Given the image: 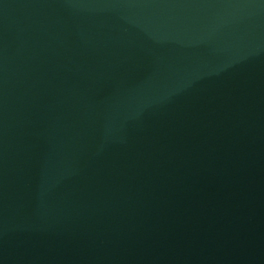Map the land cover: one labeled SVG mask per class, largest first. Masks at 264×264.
Segmentation results:
<instances>
[{"label": "water", "instance_id": "water-1", "mask_svg": "<svg viewBox=\"0 0 264 264\" xmlns=\"http://www.w3.org/2000/svg\"><path fill=\"white\" fill-rule=\"evenodd\" d=\"M264 260V0H0V264Z\"/></svg>", "mask_w": 264, "mask_h": 264}]
</instances>
